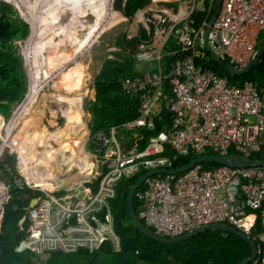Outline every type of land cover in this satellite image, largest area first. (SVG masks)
Listing matches in <instances>:
<instances>
[{
    "label": "built area",
    "instance_id": "obj_1",
    "mask_svg": "<svg viewBox=\"0 0 264 264\" xmlns=\"http://www.w3.org/2000/svg\"><path fill=\"white\" fill-rule=\"evenodd\" d=\"M185 2V8L149 2L136 10L138 17H145L140 22L149 38L134 50L125 49L137 73L119 79L123 92L139 99L138 114L95 131L88 151L65 152L70 155L66 161L85 164L72 181L74 187L68 191L60 181H48L47 168L34 172L28 161L19 160V175L12 177L10 189L28 188L39 194L25 208L26 235L16 251L72 253L92 251L104 243L118 251L109 203L122 178L176 168V161L191 154L264 155V91L250 81L232 85L202 67L208 21L197 27L191 24L198 10L209 13L213 6L207 9L204 0ZM263 31L264 0H222L207 40L220 58L240 69L253 56ZM167 56L172 59L165 64ZM155 119L163 128L139 149L143 138L139 130L153 129ZM131 130L136 134L129 135ZM134 202L139 220L161 237L210 224L233 227L255 244V256L247 264H264V167L207 169L199 164L181 174L157 173L135 191Z\"/></svg>",
    "mask_w": 264,
    "mask_h": 264
},
{
    "label": "rangeland",
    "instance_id": "obj_2",
    "mask_svg": "<svg viewBox=\"0 0 264 264\" xmlns=\"http://www.w3.org/2000/svg\"><path fill=\"white\" fill-rule=\"evenodd\" d=\"M82 1L0 0V15L6 17L7 23L17 24V30L24 27V23L27 28L26 36L21 39H19L21 36L12 38L9 48L20 60L19 67L26 76V90L19 101L8 106L3 112L0 111V217L3 210L7 209L6 219H11L0 235L11 234L22 226L17 214L12 218L13 212L18 213V207H21L20 203L23 199L21 192L9 187L12 184V177L19 175L18 168L15 172L14 166L18 167L19 160L22 159L28 161V165L32 168L43 169L41 164L33 165L40 154L44 156L47 165L53 158L52 152L55 148L62 149L61 154L74 149V142H70L73 138L69 132L71 126L69 127L68 123L72 122L70 119L76 121L82 114L86 119L91 117L85 108L88 102L94 99L96 76L104 60L110 58L119 62L125 61L126 46L130 49L133 47L125 45L123 48V43L127 42L122 38L130 40L136 35L138 28L143 27L142 22L145 17H138L135 11L134 16L129 19L114 8L113 0H94L89 5ZM185 1L149 0L157 4L164 2L158 5L167 7L176 3L183 8ZM196 1L198 4L199 0ZM204 1L207 9L213 6L214 2L210 5V0ZM2 4H7V8L3 9ZM105 10H108V14ZM137 35L139 36V31ZM119 41L121 45L118 44ZM41 97L42 103H40ZM52 98L56 101H69L72 106L70 105L68 109L66 107L64 127L58 129L56 135L45 132L42 134L44 142L52 138L50 146H46L45 149L42 147V152L47 153L45 157V152L35 153L38 149L37 141L32 138L42 131L39 127H42L46 117L42 116L40 121L32 109L38 103L41 106L39 109L45 108V111L46 108L52 109L49 100ZM80 106L83 113L79 110ZM40 113L41 116L43 109ZM47 113V111L44 113L45 116ZM62 121L58 123L61 126ZM63 129L66 131L64 132ZM51 130L53 128L49 129ZM135 132L130 131L129 134H136ZM79 136L81 138L84 135L77 134V137ZM61 154H55L53 160L59 161L60 158L68 155ZM82 165L85 164L82 162L78 164L79 168ZM63 169V165H58L54 169H46L44 174L51 175L48 173L52 172L53 176L61 173ZM11 192L16 196L15 201H11L14 205L12 207L9 206ZM37 254L39 260L37 259L35 264H41L48 256L44 253Z\"/></svg>",
    "mask_w": 264,
    "mask_h": 264
},
{
    "label": "trees",
    "instance_id": "obj_3",
    "mask_svg": "<svg viewBox=\"0 0 264 264\" xmlns=\"http://www.w3.org/2000/svg\"><path fill=\"white\" fill-rule=\"evenodd\" d=\"M113 1L114 8L121 11L129 19L134 16L135 11L139 7L149 3V0ZM163 3L159 2L158 4ZM2 8L6 9L7 4H2ZM210 14L211 10L208 14L205 12L195 13L191 25L197 27L202 20L208 21ZM17 27V24L7 23L6 17L0 15V111L2 112L8 106L19 101L26 90V76L19 67L20 60L9 49L12 38L21 36L19 38L21 39L26 36L27 28L25 23L24 27H20L18 30ZM138 31L139 36L137 35ZM138 31L130 40L124 37L122 38L127 42L123 43V48H125V45H129L134 50L149 38L148 31L142 26L138 28ZM118 44L121 45L120 41ZM124 56L125 61L123 62L110 58L105 59L96 76L94 87L95 99L89 101V104L86 106L91 114L89 126L91 133L128 122L138 114L139 99L130 97L121 89L119 78L134 76L137 73L134 63L129 56L126 53ZM171 59V56L165 57V64ZM199 63L203 68L214 71L220 77H226L232 85L240 86L243 82L250 81L255 83L259 90L264 91V54L248 73L241 76H233L221 70L209 58L207 51ZM65 109H62L63 113ZM162 117L168 122V116L164 111L162 112ZM162 128L161 121L155 119L153 129H135L137 131L139 130L143 135V138L138 141L139 149L145 146L149 136L156 134ZM193 158H195L193 154L181 158L175 162L174 166H181ZM251 158L264 160V155L255 154ZM201 165L207 169L220 166L216 164ZM14 171L16 172L15 166ZM138 177L139 175L131 178H122L116 183L115 195L109 203L113 229L120 243V249L118 251H114L108 243H104L92 251L85 249H79L72 253L48 251L44 252L48 256L42 260L41 264H237L240 260L249 256L250 249L243 240L234 235L219 231L203 232L191 239L176 244H162L138 233L132 228L127 218L125 207L127 192ZM91 186L92 189H95L96 182L92 183ZM21 193L23 199L18 212L20 215H23L26 213L25 208L29 204V199L37 196L39 192L33 193L30 189L25 188ZM15 198V194L11 192L9 198L10 207L14 206L11 201H15ZM134 206L135 210L138 211L137 202ZM6 210H3V214L0 217V232L5 230L9 220H11L6 219L8 216ZM11 213L12 211L10 210V216ZM16 214L18 215L17 212H13L12 218L16 217ZM27 224V221L22 223L24 230L17 229L11 234L0 235V264H35L36 260H39V255L33 251L24 250L18 252L15 250L18 242L26 235L25 228Z\"/></svg>",
    "mask_w": 264,
    "mask_h": 264
},
{
    "label": "water",
    "instance_id": "obj_4",
    "mask_svg": "<svg viewBox=\"0 0 264 264\" xmlns=\"http://www.w3.org/2000/svg\"><path fill=\"white\" fill-rule=\"evenodd\" d=\"M222 0H215L210 18L208 20L207 26L205 27L204 33H203V48L208 52L209 58L216 63V65L221 69L224 70L226 73L233 75V76H241L246 73H248L252 67L255 65V63L261 58V56L264 54V31H263V36L260 41V44L258 45L256 51L254 52L253 56L251 59L247 62L245 66H243L240 69L234 68L231 66L226 60L220 58L214 51L213 48L209 45L208 40H207V33L209 30V27L213 23V21L216 18V15L219 11V7L221 4ZM147 17L149 19H152L151 14H147ZM152 22H149V27L151 28ZM199 164H216V165H225L229 167H264V160H255L251 158H247L244 156H241L239 154H227V155H214V154H207V155H200L197 156L187 163L178 166L176 168L172 169H167V170H149L142 174L136 181L135 183L129 188L126 196V202H125V207H126V212H127V218L129 219L132 228L136 230L138 233H141L148 237L151 240H154L156 242L162 243V244H176L180 243L183 241H186L188 239H191L203 232L207 231H219L227 234L234 235L241 240H243L249 247L250 249V254L248 257L240 260L237 264H247L250 262L256 253V248L254 242L244 235L242 232L236 230L233 227L224 225V224H210L206 226H202L200 228H197L195 230H192L186 234L176 236V237H171V238H166V237H161L157 235L155 232L147 228L138 218L135 210V202H134V193L135 191L143 184V182L146 180V178L157 174V173H171V174H181L184 173L190 169H192L194 166L199 165ZM37 167H34V172L36 171ZM34 201H30L29 205H33ZM20 223L22 224L25 221V215H22L21 218L19 219Z\"/></svg>",
    "mask_w": 264,
    "mask_h": 264
},
{
    "label": "crops",
    "instance_id": "obj_5",
    "mask_svg": "<svg viewBox=\"0 0 264 264\" xmlns=\"http://www.w3.org/2000/svg\"><path fill=\"white\" fill-rule=\"evenodd\" d=\"M94 91H95V88H94ZM94 99H95V95H94ZM94 99H92V100H94ZM40 100H41L40 103H42V97L40 98ZM49 100H50V103L52 104V109L46 108V111L48 112L47 116H45V114H44L46 112L45 108H41V109H43V114L40 116V114L42 112L40 113L41 109H39V108L41 106H40L39 103L36 104L33 107V109H32L33 113L35 111L36 115H38V118H40V121H42V116L46 117L45 118V122H43L42 127H39L40 129L42 128V131H40V133L38 132L40 134V136H38L39 135L38 134V135H36V137L32 138V140L35 139L37 141V148L38 149H36L35 153H37V152H40V153L45 152V157H46L47 153H46V151L42 152V147H43V149H45L46 146H50V142L52 141V138L51 139H47L44 142V140L42 139L43 138L42 134H44V132H45V133H52L53 135H56V132H58V129H60L61 127H64V124H65V115L62 112V109H65L66 107L70 108V105L72 106V103L69 102V101L68 102L60 101L58 99H57L58 101H56L53 98L49 99ZM88 104H89V102H88ZM43 105H45V104H43ZM36 109H37V111H36ZM81 109L82 108L80 106L79 110L82 112ZM85 109H87V107ZM86 111H88L87 113H90L88 109ZM88 116H90V115H88ZM70 118H71V116H70ZM90 119H91V117H88V119H86L85 115H83V114L76 121L73 120V119H70V120H72V122L70 121L68 123L69 127L71 126L70 129H69V132L73 136V138L70 139V142H74V149L69 151L70 155L73 152H75V151H83V150L88 151V149H89V147L91 145V143H89L90 142V137L93 135V133L90 132V128H89ZM61 120L64 121V122L62 121V126H61V124H58V123L61 122ZM50 128H53V130L49 131ZM63 131L65 132L66 130L63 129ZM79 132L81 134H83L84 136H82L81 138H80V136L77 137V134H80ZM78 145H80V146H79L78 149H76V147ZM81 147H83V148H81ZM54 150L55 151L52 152V157L53 158L51 159L49 164H47V165L45 164L44 156H42L41 154L39 155V157H37L36 161L39 162L38 164L43 165L44 169H46V168L47 169H50V168L54 169L55 166L63 165L64 169L61 171V173L52 176V172H50L48 174H51V175H48V176L50 178H53L54 180L60 181L64 185H67L65 187V189L69 191V189L71 187H74L73 186L74 182H72V181H74L75 178H77V177H79L81 175V173H82L81 172L82 171L81 168L82 167L79 168L78 164H80V163L78 161L70 163V162H68V160L66 161L64 158L62 160H59V161L53 160L55 154H59V153L61 154L62 153V149L60 150L59 148L58 149L55 148ZM65 152L63 154H61V155H64ZM70 155H67V156L69 157ZM68 165L70 166V168L66 167ZM72 172L76 173L77 175H75ZM70 180H72V181H70Z\"/></svg>",
    "mask_w": 264,
    "mask_h": 264
},
{
    "label": "bare ground",
    "instance_id": "obj_6",
    "mask_svg": "<svg viewBox=\"0 0 264 264\" xmlns=\"http://www.w3.org/2000/svg\"><path fill=\"white\" fill-rule=\"evenodd\" d=\"M70 1H75V0H70ZM77 1H82V0H77ZM82 2H84V3H86V4H90L91 2H94V0H83ZM105 12L108 14V10H105ZM72 13V12H71ZM85 26V25H84ZM68 60V59H67ZM70 63V62H69ZM69 65V64H68ZM64 81H65V79H64ZM22 110V109H21ZM70 112V111H69ZM68 168H70V166L68 165L67 166ZM82 167H84L83 165H82ZM82 169V168H81ZM45 176H46V178L48 179V181L50 180V177L48 176V175H46L45 174Z\"/></svg>",
    "mask_w": 264,
    "mask_h": 264
}]
</instances>
